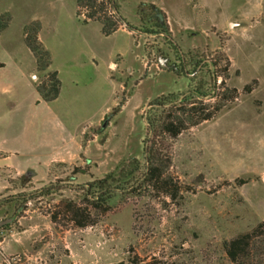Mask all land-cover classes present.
I'll use <instances>...</instances> for the list:
<instances>
[{
	"label": "rangeland",
	"instance_id": "obj_1",
	"mask_svg": "<svg viewBox=\"0 0 264 264\" xmlns=\"http://www.w3.org/2000/svg\"><path fill=\"white\" fill-rule=\"evenodd\" d=\"M117 2L135 29L95 40L103 51L114 45L115 66L104 76L96 59L95 72L86 63L83 75L92 82L64 84L70 113L62 98L35 106L33 92L18 111L0 105V221L11 219L0 225V264H233L223 243L264 220V0ZM76 8L75 0H0V12L12 15L3 38L16 45L23 71L32 57L22 24L37 20L51 37L49 25L74 27ZM190 92H205L206 111L215 113L159 138L163 182L137 179L146 118L160 110L151 103ZM212 92L222 94L217 110ZM82 123L48 159L56 136ZM134 158L139 171L116 183L124 189L110 209L91 211L93 225L75 226L60 200L81 205L82 185L118 176Z\"/></svg>",
	"mask_w": 264,
	"mask_h": 264
},
{
	"label": "trees",
	"instance_id": "obj_2",
	"mask_svg": "<svg viewBox=\"0 0 264 264\" xmlns=\"http://www.w3.org/2000/svg\"><path fill=\"white\" fill-rule=\"evenodd\" d=\"M76 16L84 11L85 18L82 22H98L103 35H110L121 27L127 30H134L125 18L119 13L117 0H75ZM144 3H142L143 5ZM153 12L157 14V25L164 26L160 20L159 10L154 4H148ZM141 12V11H140ZM141 14V13H140ZM11 16L8 13L0 15V32L10 23ZM141 21H145L143 15ZM40 24L34 20L23 27V40L35 58L37 71L44 72L43 79L36 85V89L41 101L50 102L54 100L60 92V79L56 71H49L51 63L50 53L39 40L38 33ZM164 32V31H163ZM170 70L176 72L175 67ZM195 94V97L193 95ZM205 92H190L179 98L160 96L156 98L151 107L160 109L158 114L146 118V136L144 138L145 168L139 178L149 183H159L162 171L165 166L158 164L160 160V149L157 147L160 137H176L181 131L189 126L212 117L214 111L208 112L209 104L203 103ZM214 98V107L218 109L217 103L222 98L219 92L208 93ZM149 134H151L149 136ZM127 168L121 170L118 176L109 173L102 178L92 180L81 187V205L72 200H60L63 213L70 217V220L77 227L84 228L93 225L97 220L91 216V211L103 214L110 209V201L117 189H124L119 186V182L130 181L135 178L139 171V162L135 158L128 162ZM163 184V183H162ZM165 184V182H164ZM49 188H41V193H49ZM24 195L25 194H20ZM29 197L24 198L28 200ZM52 220H56V215H52ZM225 254L233 264H264V220L258 222L248 231L240 233L223 243Z\"/></svg>",
	"mask_w": 264,
	"mask_h": 264
},
{
	"label": "crops",
	"instance_id": "obj_3",
	"mask_svg": "<svg viewBox=\"0 0 264 264\" xmlns=\"http://www.w3.org/2000/svg\"><path fill=\"white\" fill-rule=\"evenodd\" d=\"M9 11L4 10L2 13ZM245 12V11H244ZM0 12V14H2ZM10 23L12 21V15ZM53 17V16H51ZM75 22L73 23V28L69 31L66 30L65 26L62 24V27L59 26V28H56L52 24V26L49 25V32H54V34L51 37H44L41 34V27L38 33L39 40L43 44V46L48 50L50 53L51 63L48 68L49 71H56L58 78L60 79L61 87L60 92L58 96L50 101H59L61 98V102L64 103V106L62 108L63 112H69L72 110L69 109V106H67L68 100L64 95H66V92H62V88L64 84H73L75 87L79 85V83L83 81H91L93 78L91 76H88L83 79V75L86 73L87 70H85V65L88 63L92 66L93 72H95V69L98 68V63H96V59L100 60L103 64L106 71V74L104 76H109L110 69V63L113 62L112 56H114V45L112 44L111 47L106 48L105 51L102 49L100 50L97 48V46L94 45L95 40L100 39L102 36L109 37L114 34L111 33L110 35H103L101 32V27L98 22L89 21V22H82V19L76 16L75 14ZM34 21V20H33ZM32 21H29L25 24H22L21 26V41L29 51V54L31 55V60L29 64H27L26 72L23 71V59L20 56V53L18 49H16V45L12 44L11 41L8 39H4V35L9 25L0 32V105L2 104L4 107L9 106L12 112L18 111L19 107H21L24 100L30 96L29 92H33V104L37 106L40 103H50V102H44L41 101L36 89V85L34 84L31 79L34 78L36 69V63L35 58L30 49L26 46L24 43V36L22 29L25 25L30 23ZM53 22V18L49 23ZM92 23H95L96 26H93V28H89ZM66 30V31H65ZM118 30H123L128 33H132V30H127L125 28H119ZM43 36V37H42ZM77 53H75V51ZM84 55V59L81 60V55ZM63 61V64L56 65L55 60ZM14 70H18L17 72ZM22 70V71H21ZM22 72H25V78L22 74ZM82 76V77H81ZM92 82V81H91ZM1 108V106H0ZM1 110V109H0ZM14 110V111H13ZM83 123L79 127V129L71 131H65L64 134L57 135L56 138L51 142L50 148L48 149V159H53L54 157H49L50 155L55 154V146L56 145H63V143L69 144V141L72 140L73 136H76L79 134L80 128L82 127ZM18 150V149H13ZM25 154V153H24ZM26 155V154H25ZM34 158V157H33ZM35 159H38L35 158Z\"/></svg>",
	"mask_w": 264,
	"mask_h": 264
},
{
	"label": "built area",
	"instance_id": "obj_4",
	"mask_svg": "<svg viewBox=\"0 0 264 264\" xmlns=\"http://www.w3.org/2000/svg\"><path fill=\"white\" fill-rule=\"evenodd\" d=\"M80 19H84L85 18V15H84V11H81L79 16H78ZM115 66V63L114 61L110 63V69H113Z\"/></svg>",
	"mask_w": 264,
	"mask_h": 264
},
{
	"label": "water",
	"instance_id": "obj_5",
	"mask_svg": "<svg viewBox=\"0 0 264 264\" xmlns=\"http://www.w3.org/2000/svg\"><path fill=\"white\" fill-rule=\"evenodd\" d=\"M11 219L9 218V219H5V220H3V221H0V225H2V224H4V223H6V222H8V221H10Z\"/></svg>",
	"mask_w": 264,
	"mask_h": 264
}]
</instances>
